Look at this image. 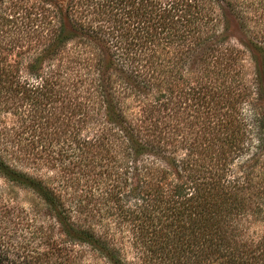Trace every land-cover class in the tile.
<instances>
[{
  "label": "trees",
  "instance_id": "trees-1",
  "mask_svg": "<svg viewBox=\"0 0 264 264\" xmlns=\"http://www.w3.org/2000/svg\"><path fill=\"white\" fill-rule=\"evenodd\" d=\"M184 1L69 0L65 5V0H58L57 4L35 0L25 6L11 1L8 12L0 10L1 32H12L20 27L25 32L26 42L33 38L38 43L37 61L4 63L0 58V110L10 107L9 110L23 111V153L32 156V160L45 153L52 167L71 163L77 166L88 147L101 144L98 139L112 137L122 144L115 157H108L107 149L100 150L105 163L100 161L94 165L99 170L105 167L113 179L92 204L93 209L87 210L84 219L79 217L85 208L80 197L77 201L80 214L74 220L62 197L48 187L45 180L23 173L26 185L52 212L50 215H55L60 234L53 236L49 226H35L23 237V247L10 251L5 234L0 233V264H85L80 247L93 251L104 264H264V235L256 238L247 234L245 224L250 218L264 217V162L259 161L262 147L257 113L249 116L246 110L248 122L236 128H229L231 121L226 128L219 121L221 114H215L212 118L217 122L210 130L220 133L203 151L209 153L216 142L222 146L207 158H204L206 154L195 156L203 151L195 150L191 140L185 143L187 154L181 156L182 142L171 129L167 64L156 48L163 50L166 46L154 45V39L162 41L184 36L183 23L194 18L186 14L188 10H182L181 6H190ZM84 12L101 16L100 21L109 26L85 29L77 16ZM140 23L145 24L144 27H140ZM241 24L244 26L245 22ZM28 33L33 35L28 36ZM85 33L105 45L104 52L97 55L94 63L87 64V72L83 74L84 77L90 72L94 76L104 75L105 83L102 85L94 78L91 89L106 90L110 111L104 129L100 134H92L91 140H87V136L93 128L80 125L79 120L73 123L61 120L64 112L76 114L78 111L80 118L79 104L75 103L71 109L57 98L60 111L50 110L57 90L42 76L49 71L57 80L64 79L62 74L68 69L58 68L52 61H61L62 54L70 49L69 43L72 40L81 43L80 36ZM250 39L263 65L264 35H253ZM15 42L14 38H9L0 49L9 51ZM30 46L27 48L31 49ZM196 49L199 60L194 59L198 63L207 61L206 64L217 65L206 73L218 80L220 88L192 86L190 95L195 96L199 108H205L206 92L202 89L208 88L210 90L206 91L214 95L215 91H223L228 97L227 108H230L228 91L237 90L240 84L237 72L231 77V87L221 85V81L235 65V56L241 54L240 50L235 46L216 48L213 44H201ZM190 52L188 48L183 50L177 63L173 77L177 86L181 84V69ZM232 52L235 55L232 56ZM261 76L264 78L263 72ZM127 78L134 82L133 89L126 86ZM256 78L259 79L258 75ZM126 88L135 99V110L117 99L118 91ZM46 116L53 119L54 124L57 122L49 133L45 131V124L50 126ZM51 134L55 137L50 138ZM253 136L258 141L256 145ZM130 251L129 259L126 255Z\"/></svg>",
  "mask_w": 264,
  "mask_h": 264
},
{
  "label": "rangeland",
  "instance_id": "rangeland-1",
  "mask_svg": "<svg viewBox=\"0 0 264 264\" xmlns=\"http://www.w3.org/2000/svg\"><path fill=\"white\" fill-rule=\"evenodd\" d=\"M11 1L24 6L35 2V0H0V10L8 12L7 8L9 9ZM48 1L55 3L58 0ZM68 1L65 0V5ZM184 2L189 3L190 6H181L182 10H188L186 14L194 15L190 22L185 21L183 23L184 36L179 39L170 37L162 41L158 38L154 39V45L165 44L166 46L163 50H161V47L156 48H158V53L164 57L167 64L169 88H171L168 111L169 122L172 126V131H174V136L182 142L181 156L187 154L185 143L189 140L194 141L195 150L203 151L205 150L204 148L208 149L210 147L209 141L220 133L217 132L215 134L214 130H210L211 127L215 126L214 123L217 122V119L212 118L215 114L218 112L221 114L220 116L218 114L219 121L225 124L226 128L229 127V123H227L229 121H231V127L229 128H236L248 122V119H245L247 110L249 116L256 112L258 116L256 113L255 115L259 118L257 124L259 125L258 137L262 147L259 161L262 164L264 162V78L261 76V72L264 74V61L263 65H261L262 60L260 61V55L257 53L258 49H253L250 37L253 35H264V0H185ZM181 8L179 7V9ZM67 11L69 13L68 9ZM61 14H63L62 11ZM77 16L87 30L88 28H107L109 26L107 23H102L100 21L102 17L93 12H84ZM242 22H245L244 26L241 24ZM144 25L140 23V27H144ZM126 27H131V25H126ZM151 27L155 28L156 26L152 25ZM173 27H177V24L173 25ZM245 30H248V33ZM28 34V36L33 35V33ZM25 37V32L20 27L12 29V32L5 33L0 31V45L9 38H14L16 41L11 44V50L0 49L1 61H4V63L21 61L22 64L23 60L37 61L38 48L36 46L38 43L33 38L28 39L26 42ZM80 38L81 43L75 42L76 40H72L69 43L70 49L65 50L61 56V61H52L54 66L58 65V68L63 66L68 69L67 73L62 74L64 79L57 80L55 75L49 71L44 72L42 76L50 86H54V89L57 90L55 92L56 95H54L56 101L52 103L53 109L50 110L55 113L60 111V103L57 98L63 100L71 109L74 108L75 103L79 104L81 108L80 118H78V111L76 114L64 112L61 120L63 123H73L79 120L82 121L80 125L88 126V129L93 128L87 136V140H91L92 134H100L102 132L101 129H104L105 119L110 116L107 102L109 98L104 88L103 90L91 89V82L94 83L96 81L94 78H98L102 85L105 83L104 75L99 73L94 76L90 72L86 75L87 77H84L85 74L83 72H87V64L94 63L97 55L104 52L105 45L97 39L89 37L86 33L81 35ZM201 44H213L216 48H231L235 46L241 52L240 55L235 56V65L229 68L226 78L221 81V85L227 84V86L231 87V84H233L231 77L235 71L237 72L240 84L237 90L230 88L228 91L231 93L232 107L230 106V108H227L228 97L223 91H215L217 92L215 95L211 93L212 91H206L213 89V87L220 88V84L212 74L208 75L206 73L209 70H214L215 66L217 67L215 63L206 64L207 61L198 63L194 59L199 56L196 48ZM28 46L31 49L27 48ZM186 48L191 49V52L182 66L181 84L177 86L176 78L173 79L174 71L177 63H179V58L183 56L181 53ZM233 55L235 54L233 53ZM191 60H194V62L191 63ZM44 66H46L45 70L47 64ZM189 71L192 73L189 74ZM257 75L259 79L256 78ZM133 83L131 78H127L126 86L133 89ZM56 86H61L62 89L58 90L59 87ZM192 86L195 88L210 86V89H202L203 92H206L204 100L207 102L203 103L205 108H199L194 100L195 96L190 95ZM129 88L120 89L117 93V99L126 106L131 107V110H135V99L130 94ZM245 101L247 102L246 105ZM5 106L3 105L2 107ZM8 108L10 107L1 108L2 110H0V233L5 234V239L10 245V251H15L20 246L23 247V237H27L35 226H49V228L52 227L53 236H59L60 234V224L53 217L55 215H50L52 212L46 209V206L42 204L36 193L26 185L23 173L45 180L48 187L54 189L62 197L67 209L75 218L74 220L80 214L77 208V201L80 197L85 208L79 217L84 219L88 212L87 210L91 211L93 209L94 205L92 204H95L96 199L107 190L112 182L110 179H113V177L109 176L105 167L99 170L94 165V163L100 164V161L102 164L105 163L104 153L100 150L104 151V149H107L108 157H115L122 144L118 142V139L112 137H109V139H98L97 141L101 144L97 146L91 145V147H88L89 149L87 148L88 151L85 148L87 152L81 156L82 161L77 166L71 163L68 166L62 164L61 167H52L49 160L46 159L45 153L36 160H32V156L28 157V155L23 153V125H25V122L23 124V111L9 110ZM46 118L50 126L45 124V131L49 133L52 132L57 122L55 121L54 124L53 119H49L48 116ZM54 137L53 134L50 135V138ZM63 138L61 137V139ZM252 139H254L255 145L258 144L254 136ZM237 142L240 141L237 140ZM211 146L209 153L203 151L202 154L195 153V156L203 157L206 154L204 158H207L210 155H215V149L216 151L219 150L222 145L216 142ZM223 146L224 148L227 147L226 145ZM241 159H244V157ZM256 167L261 172V168L259 166ZM85 192H88V195H85ZM245 224H247V234L256 238L264 235V217L260 220L250 218L245 221ZM27 226L30 228L28 229ZM80 248H82L83 263L104 264V261L101 258H97L93 251H90L87 247ZM126 256L130 259L132 257L131 251Z\"/></svg>",
  "mask_w": 264,
  "mask_h": 264
}]
</instances>
